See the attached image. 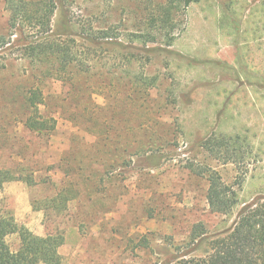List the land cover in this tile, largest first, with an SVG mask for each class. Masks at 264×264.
<instances>
[{
  "label": "rangeland",
  "instance_id": "obj_1",
  "mask_svg": "<svg viewBox=\"0 0 264 264\" xmlns=\"http://www.w3.org/2000/svg\"><path fill=\"white\" fill-rule=\"evenodd\" d=\"M57 1L54 30L65 31L67 21L78 33L80 23L132 30L164 0ZM176 17L171 46L135 51L138 71L157 80L156 87L148 86V136L138 134L141 107L120 88L100 91L89 79L74 96L60 81L34 82L17 54L2 56L0 169L32 181L10 180L0 189V216L15 220L7 237L13 250L24 231L62 233L65 264H161L173 245L189 240L194 224L221 231L243 203L264 195V0L192 1ZM8 21L0 0V33H8ZM92 49L104 74L120 64L118 49ZM36 85L45 92L43 112L57 119L53 132L25 126V97ZM212 132L247 137L256 155L230 215L210 210L211 187L189 168L208 162L226 183L238 177L233 164L211 162L201 151L199 143ZM147 142L148 152L136 154ZM62 192L70 200L54 210L51 201Z\"/></svg>",
  "mask_w": 264,
  "mask_h": 264
},
{
  "label": "trees",
  "instance_id": "obj_2",
  "mask_svg": "<svg viewBox=\"0 0 264 264\" xmlns=\"http://www.w3.org/2000/svg\"><path fill=\"white\" fill-rule=\"evenodd\" d=\"M192 1L198 0L157 2L150 16L134 23L129 31L108 22L101 25L80 23L81 31L72 33L67 21L63 25L65 31L53 28V17L59 5L57 0H5L9 21L8 33H0V60L2 56L7 60L6 56L17 54L18 59L27 64L29 77L34 82L60 81L70 87L68 92L74 96L78 95L81 83L89 82V79L100 91L112 85L120 88L126 99L135 107H141L142 113L136 115L138 134L148 136L144 129L148 123V86L156 87L157 80L148 79V75L138 71L141 60L135 51L150 53L158 50L159 47H151L157 43L171 46L178 35L179 17L176 16L182 4L187 7ZM103 45L111 46L112 52L118 49L115 54L120 62L117 68L110 66L106 74L100 71L102 66L92 49V46ZM1 64L5 66V62ZM44 96L43 87L36 85L25 97L29 109L25 126L37 133L53 132L57 127V119L45 114L41 108ZM199 147L207 160L220 165L233 164L238 170V177L229 184L223 180L216 165L207 162L189 166L192 173L205 178L211 187L207 196L210 210L230 215L239 204L238 188L242 187L254 165V148L245 136L215 132L207 135ZM141 152H148V142L137 147L136 154ZM10 180L32 182L31 177L0 169V189ZM68 200L67 193L62 192L52 199L51 206L59 210ZM14 232V218L0 216V264H65L60 252L65 243L62 233L42 236L24 231L20 234L19 248L13 250L7 237ZM172 247L174 253L161 264H264V195L243 203L231 226L211 233L205 224L196 223L190 230L189 240ZM201 250L202 253L197 254Z\"/></svg>",
  "mask_w": 264,
  "mask_h": 264
}]
</instances>
